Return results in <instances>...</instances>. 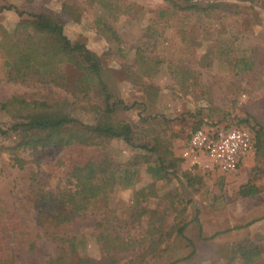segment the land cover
<instances>
[{
    "label": "rangeland",
    "instance_id": "374dc122",
    "mask_svg": "<svg viewBox=\"0 0 264 264\" xmlns=\"http://www.w3.org/2000/svg\"><path fill=\"white\" fill-rule=\"evenodd\" d=\"M64 1L0 0V24L13 33L20 13L45 9L57 14ZM127 1L136 4L138 10L132 16L121 17L115 25L122 44H109L99 34L95 25L99 8L87 0H69L82 16L77 22L67 23L64 34L72 43H82L100 57L112 91L129 107L122 116L135 125L134 143L150 147L153 138L164 135L175 155L181 157L196 125L216 124L228 117L246 121L260 135L261 144H256L250 161L230 173L184 162L176 175L159 181L156 195L146 200L135 198V194L151 185L154 178L147 165L138 160L130 168L132 179L122 174L108 199L94 203L92 214L54 230L40 220L30 196L32 174L43 177L50 189L62 187L70 165L82 164L103 152L86 147L27 149L21 157L29 163L21 170L6 155L0 156V200L33 234L43 237L45 258L60 255L69 263L85 257L102 259L97 236L104 228L112 232L116 227L126 241L130 237L140 243L135 253L120 256V264H242L233 259L232 252L235 245L246 240L261 249L254 264H264V2L240 4L237 14L219 13L208 18L178 11L163 0ZM148 28L162 32L146 48L148 55L161 60V64L153 78L142 77V82L153 84L158 92L144 90L134 78L129 80L131 71H136L137 44ZM169 62L190 73L184 89L173 79ZM60 73L63 78L57 84L7 82V70L0 57V102L15 96L29 100L60 97L77 108L72 113L75 118L93 125L95 116L89 110L103 103L101 95L96 89L88 91L73 67L64 66ZM0 123L11 125V119L2 111ZM13 141L0 138V145H13ZM106 153L126 164L146 152L114 140L107 144ZM246 185L254 186L257 194L242 197L240 190ZM149 211H156L163 221L161 232L153 239L147 224ZM184 225L182 239L177 231ZM161 233L169 237L153 245ZM153 247L163 250L161 255H151Z\"/></svg>",
    "mask_w": 264,
    "mask_h": 264
},
{
    "label": "trees",
    "instance_id": "16d2710c",
    "mask_svg": "<svg viewBox=\"0 0 264 264\" xmlns=\"http://www.w3.org/2000/svg\"><path fill=\"white\" fill-rule=\"evenodd\" d=\"M163 1L178 11L211 18L219 13L237 14L240 4L255 0H233L235 3L227 0ZM87 3L99 8L95 21L99 34L109 44H122L123 40L115 25L121 17L137 13L138 6L127 0H87ZM13 8L15 7L8 9ZM81 12L69 3V0H65L57 14L45 9L29 14L20 13L21 19L13 33L0 24V57L7 70V82L57 84L63 78L60 69L70 66L79 72L81 84L88 91L96 89L103 99L100 106L89 110L95 116L93 125L83 124L75 118L72 113L77 108L72 102L60 97L46 96L29 100L15 96L0 102V112L6 113L11 119L9 127L0 123V138L14 140L13 145H0V156L6 155L12 165L20 170L29 163L21 157V152L27 149L36 151L49 147H86L100 148L103 152L82 164L70 165L62 187L50 189L43 177L38 178V174H32L30 196L40 220L52 230L69 226L77 219L92 214L94 203L102 198L108 199L122 174L126 179H132L129 178L132 172L130 168L136 166L138 160L147 165L154 178L151 185L136 192L135 198L141 200L154 197L157 183L168 179L170 175H176L184 163L182 157L175 155L171 143L164 135L153 138V145L150 147L134 143L135 125L122 116L129 107L112 91L100 57L84 44L72 43L64 34V26L69 22L79 21ZM160 35L162 36V32L148 28L136 47V71H131L129 80L134 78V83L143 85L146 91L158 92V88L153 84H144L142 77L151 79L159 71L161 60L151 58L146 48L148 42ZM168 65L173 79L184 89L190 73L172 62ZM228 119L227 117L211 125L222 124ZM240 123L246 124V121ZM202 126L196 125L191 133ZM253 133L256 144H261L260 135H257V131ZM114 140H121L146 153L126 164L116 162L106 153L107 144ZM170 170L173 172L169 173ZM184 176L191 180V176ZM190 185L193 186L194 183ZM257 192L254 186L246 185L241 187L240 195L246 198L254 196ZM141 211L147 212L144 209ZM149 213L151 216L147 224L150 238L153 239L156 233L161 232L163 221L157 218L156 211ZM28 228L26 223L0 200V264H120V256L135 253L136 245L140 244L135 238L128 237L126 241V236L116 227H113L112 232L109 228H104L96 239L104 257H85L69 263L68 259L60 255H49L45 258L42 253L46 244L43 237L33 234ZM184 231L185 225L177 231V235L182 239H185ZM47 235L48 233L45 234ZM168 235L158 234V239L153 240V245L162 243ZM146 251L150 253V250ZM162 251L153 247L151 255H161ZM232 254L233 259H239L242 264H254L261 255V249L246 240L235 245Z\"/></svg>",
    "mask_w": 264,
    "mask_h": 264
},
{
    "label": "built area",
    "instance_id": "2783aa9c",
    "mask_svg": "<svg viewBox=\"0 0 264 264\" xmlns=\"http://www.w3.org/2000/svg\"><path fill=\"white\" fill-rule=\"evenodd\" d=\"M255 145V136L249 126L228 119L222 124L204 126L192 132L181 157L192 167L230 173L253 154Z\"/></svg>",
    "mask_w": 264,
    "mask_h": 264
},
{
    "label": "crops",
    "instance_id": "0c3cea01",
    "mask_svg": "<svg viewBox=\"0 0 264 264\" xmlns=\"http://www.w3.org/2000/svg\"><path fill=\"white\" fill-rule=\"evenodd\" d=\"M255 146H256V145H255ZM254 151H255V150H254ZM253 153H254V152H253ZM252 155H253V154H251V155L245 160V162H246V161H250ZM245 162H244V163H245Z\"/></svg>",
    "mask_w": 264,
    "mask_h": 264
}]
</instances>
